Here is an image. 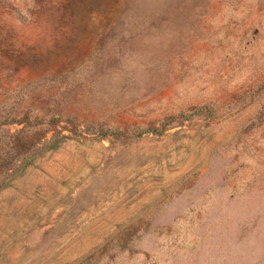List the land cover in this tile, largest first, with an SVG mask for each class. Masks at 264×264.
<instances>
[{"label": "rangeland", "instance_id": "rangeland-1", "mask_svg": "<svg viewBox=\"0 0 264 264\" xmlns=\"http://www.w3.org/2000/svg\"><path fill=\"white\" fill-rule=\"evenodd\" d=\"M59 2L0 0V153L65 136L0 174V264H264V0Z\"/></svg>", "mask_w": 264, "mask_h": 264}, {"label": "trees", "instance_id": "trees-1", "mask_svg": "<svg viewBox=\"0 0 264 264\" xmlns=\"http://www.w3.org/2000/svg\"><path fill=\"white\" fill-rule=\"evenodd\" d=\"M117 2L118 0H60L58 8H55V12L58 13L57 17H59V19L62 21L66 20V24L70 25V28L76 31L80 28L84 29V17L86 14L94 11H110ZM66 24L65 27H68ZM22 121H27V118L22 119ZM22 121H19V123ZM49 131H52V135L47 140L46 135ZM42 133L43 135L41 134V137L39 136L35 140H31V138L25 136L24 128L18 130L16 133L17 137L14 139V145H12V148H16L13 154L5 158L3 157V153H0V174L14 171V164H12L10 160H24L20 166L21 169L19 171H21L22 168L29 164L30 160L34 159L37 155H41L48 150L58 147L61 142V137L58 136V133L61 134L62 138L65 137L62 132L57 129V126H55V128L45 129ZM39 145L40 148H37L39 152L28 155L33 147H38ZM1 160L7 161L3 162ZM15 173L10 175H15Z\"/></svg>", "mask_w": 264, "mask_h": 264}]
</instances>
